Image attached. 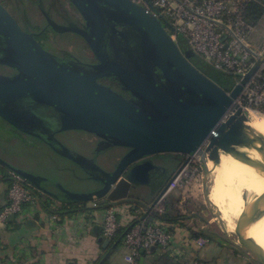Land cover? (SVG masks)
<instances>
[{
  "label": "water",
  "instance_id": "obj_1",
  "mask_svg": "<svg viewBox=\"0 0 264 264\" xmlns=\"http://www.w3.org/2000/svg\"><path fill=\"white\" fill-rule=\"evenodd\" d=\"M70 1L87 25L86 31L76 32L87 40L99 65L74 63L46 51L0 3V63L19 73L0 74V119L48 145L100 184L101 188L91 193H68L72 200L90 202L97 198L102 200V209L132 205L145 211L141 218L144 220L158 200L157 197L151 205L147 204L142 198L144 189L159 191L158 178L167 171L149 160L160 154L200 160L207 169L204 195L211 205L206 186L211 172L208 164H220L222 154L264 175V139L254 135L248 126L249 113L236 102L264 63V51L242 82L228 91L220 72L193 52L183 53L163 24L132 0ZM116 24L131 27L140 35L142 58L136 67L109 62L98 53V43ZM209 72L215 75L210 76ZM108 77L116 78L132 98L99 83ZM48 110L53 115H46ZM67 131L93 134L107 141V147L129 152L110 172L97 160L73 152L56 138ZM247 149L261 153L263 161L251 158ZM14 172L30 184H40L39 179L26 172ZM169 183L160 189L159 196ZM133 207L134 214H139ZM215 215L225 241L255 264H264V252L247 238L248 231L264 213L247 204L236 222L234 235L228 233L222 216ZM14 221L13 216L10 222ZM102 231L103 226L97 225L92 233L100 236ZM99 242L104 248L110 245L103 237ZM109 256L110 252L100 264Z\"/></svg>",
  "mask_w": 264,
  "mask_h": 264
},
{
  "label": "crops",
  "instance_id": "obj_2",
  "mask_svg": "<svg viewBox=\"0 0 264 264\" xmlns=\"http://www.w3.org/2000/svg\"><path fill=\"white\" fill-rule=\"evenodd\" d=\"M13 130L15 131L14 144L31 152L28 153L27 160L36 156L35 161L38 165L16 160L12 163L7 158L0 157V211L9 204L11 172L17 170L26 172L39 179L40 184H30L36 193L37 201L28 207V211L22 218L15 220L16 227H0V264H100L109 252L110 256L104 264H115L112 260V258L114 261L116 259L114 252L119 245L123 247V243L114 248L118 241L113 240L108 247L104 248L99 242L101 237L104 238L103 231L100 236L92 233L95 226H103L106 211L102 209L103 204L99 202L98 208H93L92 200L84 210L62 211V207L71 209L74 206L72 201L75 200H72L68 193L87 194L93 192L95 188L85 193H76L60 178L47 175L45 170L39 167L53 164L57 169L64 168V171H69L70 177L79 183L90 181L91 177L77 164L58 155L48 145L29 136H23L16 129ZM38 152L39 155L32 154ZM79 168L80 173L77 171ZM67 184L69 185L68 182ZM144 190L146 191L142 195L143 199L147 200L154 195L152 202L149 203L151 205L160 192L154 194V191L150 189ZM180 192L181 190H178L175 196H172H174V210L182 218L174 222L164 221L158 217L153 219V222L167 225L174 234L175 238L170 250L155 249L152 254L142 260L141 264H163L164 259L168 260L167 264H186L193 260H203L208 264H255L229 245L225 237L206 233L207 231H201L198 234L193 232L183 219L184 216L181 215H184L180 209L184 208L181 204L185 198H180ZM178 200H181L179 204ZM132 207V205L116 207L119 210L121 231L128 230L145 214V211L133 207L139 211V214L135 215ZM104 240L107 239L104 238ZM122 254H125V249ZM118 264L124 263L120 261Z\"/></svg>",
  "mask_w": 264,
  "mask_h": 264
},
{
  "label": "built area",
  "instance_id": "obj_3",
  "mask_svg": "<svg viewBox=\"0 0 264 264\" xmlns=\"http://www.w3.org/2000/svg\"><path fill=\"white\" fill-rule=\"evenodd\" d=\"M142 7L151 17L164 24L173 41L180 47V41L206 64L223 75L232 77L235 86L261 57L264 51V25L257 26L247 20L251 5L264 8V0H132ZM259 38H263L262 49L258 47ZM237 104L249 114L252 112L264 116V63L255 76L246 84L237 99ZM194 164V165H193ZM196 166V170L191 169ZM198 167V168H197ZM203 164L196 158L182 166L172 178L167 190L158 196V200L148 216L134 223L125 233L123 245L126 264H139L141 252L148 255L153 249L170 250L174 234L167 225L150 222L164 215L166 200L177 190H188L192 173H199ZM12 183L9 191V204L0 211V227L7 226L11 217L22 218L23 207L36 203L29 182L11 172ZM102 200L93 199V208H98ZM103 236L113 241L119 235L122 225L119 222V210L114 207L105 209ZM136 212H139L136 210ZM186 264H208L202 260H193Z\"/></svg>",
  "mask_w": 264,
  "mask_h": 264
},
{
  "label": "rangeland",
  "instance_id": "obj_4",
  "mask_svg": "<svg viewBox=\"0 0 264 264\" xmlns=\"http://www.w3.org/2000/svg\"><path fill=\"white\" fill-rule=\"evenodd\" d=\"M0 3L17 19L19 17L21 20H23V27L25 30H40L41 27H46V21L39 13V9L37 8L36 0H0ZM47 10L51 12V9L49 8L47 4ZM17 17H16V15ZM65 23V22H60ZM47 35L45 38H41V41L44 43L46 42L47 45L45 47L49 50H53L57 54H61L62 56L68 57L74 61H81V62H88V59L90 57L88 47L86 43L81 39V37H78L74 34H63L60 35L56 33L55 31H49L46 30ZM50 43V45H49ZM263 46V38H259L258 40V47L259 49H262ZM66 54V55H63ZM224 77V88L228 91H232L235 87V81L232 77H229L227 75H223ZM14 128L10 125H8L6 122H4L2 119H0V157L1 158H7L10 162L19 161L22 163H31L32 165H38L37 161H35V157L33 159H28V153H31L27 151L25 148L19 147L14 144V138H15V131ZM18 136V135H16ZM62 143L67 146L69 145L75 152L77 151L78 154L88 158L93 159V150L90 145L92 142H94V139L92 136L88 135L84 132H68L63 134L61 137ZM67 144V145H66ZM15 145V147H14ZM33 155H39L32 153ZM123 150L119 147L113 148L110 152H108V156L110 157L109 164L106 165V168L108 170H111L116 163L118 162L119 158L122 156ZM154 160L155 165H161L163 168L167 170L164 174L165 179L170 182L171 179L174 177V175L180 170V168L183 166L185 157L181 155H175V154H160L156 155L152 158ZM101 162V161H100ZM69 165H71L69 163ZM194 165V164H193ZM191 165L192 170H196V166ZM43 168L47 175H52L55 178L58 177L64 182L67 186H70L76 193H85L87 191L93 190L96 191V187L99 188V184L90 180L86 181L85 183H79L76 180L72 179L70 177L69 171H64V168L62 170L57 169L56 167L51 165H45ZM198 168V167H197ZM77 171L80 173V168L77 169ZM211 171V170H210ZM199 173H192L191 180L190 181V188L188 190H185L186 192H182L184 190H181L180 198H185L184 202L181 204V207H184L180 209L184 213L181 214L183 219L187 222V225L192 228L193 232L200 233L201 231H207L206 233L210 232L212 234H217L219 237H224L223 230L221 227V224L215 214L221 215V210L217 205L212 202L213 205L217 207L218 210H216L213 205L209 204L204 195V184L206 179V172L207 169L203 166V169L199 168ZM45 173V174H46ZM68 177L69 179L68 181ZM215 174L211 171L207 177L206 186L207 191L210 196V191L212 189V186L214 184L215 180ZM66 181V182H65ZM69 183V185L67 184ZM95 183V184H93ZM48 184V183H47ZM52 185V183L48 184ZM146 191V190H144ZM161 191V190H160ZM159 191V192H160ZM178 191V190H177ZM173 192L168 196L166 203L169 205L174 204L173 197L175 196V193ZM183 194V196H182ZM174 195V196H172ZM153 197H149V199L146 200V203L149 204L152 202L154 195H151ZM243 197L247 201L250 196L248 192H244ZM183 198V199H184ZM181 200H178V204ZM246 203V202H244ZM166 204V206H167ZM89 211V210H88ZM219 211V212H218ZM179 214V213H178ZM239 217L233 216L232 222L236 223ZM226 229L228 230V233L230 235H234V228L229 226L227 222L223 221ZM214 224V225H213ZM124 247V245H123ZM122 245H119L114 255L116 256V259L114 261V258H112L113 263L118 264V262L122 261V263L126 264L125 261V254H122L124 252V248ZM107 255V254H106ZM203 261V260H202ZM205 262V261H204Z\"/></svg>",
  "mask_w": 264,
  "mask_h": 264
},
{
  "label": "flooded vegetation",
  "instance_id": "obj_5",
  "mask_svg": "<svg viewBox=\"0 0 264 264\" xmlns=\"http://www.w3.org/2000/svg\"><path fill=\"white\" fill-rule=\"evenodd\" d=\"M37 3V8L39 9V13L41 16L44 18L46 21V27H41L40 30H31L27 29L25 30L23 27V20H21L19 17H17L18 23L21 25L22 29L32 35V37L48 52L64 59L67 61H71L74 63H83L85 65L89 66H96L99 65L100 62L97 59V57L94 55L92 49L90 48L87 40L80 35L78 32H76L77 29L80 30H87V25L85 19L82 17V15L78 12V10L75 8V6L72 4L70 0H36ZM47 4L49 8L51 9V12L47 10ZM65 22V23H60V22ZM163 24V23H162ZM25 25V24H24ZM164 26V24H163ZM165 28V26H164ZM55 31L56 33L63 35V34H74L77 35L78 37H81V39L86 43L90 57L88 59V62H81V61H74L68 57L62 56L61 54L55 53L53 50H49L45 47L46 42H42L41 38H45L47 35L48 31ZM71 29V30H70ZM75 29V30H74ZM166 30V28H165ZM167 31V30H166ZM168 32V31H167ZM170 35V34H169ZM141 40H140V35L138 32L128 26H121L116 24L115 27L112 29H108L105 35V39H102L98 43V53L99 55L103 58L108 60L109 62L116 63L120 66L124 67H136L139 65L140 59L142 58V48H141ZM0 42V46H1ZM50 45V43H49ZM183 53L185 51L180 47ZM186 49L188 51L189 48L186 45ZM191 52V51H190ZM66 55V54H63ZM202 60V59H201ZM203 61V60H202ZM0 74L6 75V76H17L19 73L2 63H0ZM160 74V73H159ZM99 83L102 85L111 88L112 90L118 92L119 94H122L125 98L131 99L132 96L130 93L124 89V87L119 83V81L114 78V77H108L99 80ZM45 114L48 116L53 115V112L48 110L45 111ZM18 131V130H16ZM19 132V131H18ZM68 132H83V131H67L64 133H61L56 136L57 139H59L62 142L61 137L63 134L68 133ZM23 136H28L24 133L19 132ZM87 133V132H84ZM88 135L92 136L94 139V142L91 143V147H94L93 150V159L97 160V162L103 167L106 168V165L111 162L109 160V156L107 155L108 152L113 150V148L117 147H107V141L93 135L90 133H87ZM31 137V136H29ZM33 139H36L34 137H31ZM38 140V139H36ZM40 141V140H38ZM67 145V144H66ZM67 147L75 152L69 145ZM120 148V147H119ZM123 150L122 156L119 158L118 161H121V159L129 152L128 149L121 148ZM77 153V151L75 152ZM153 158V157H152ZM150 158L149 160L154 163V160ZM101 161V162H100ZM190 163V159L188 160L187 157H185L184 165H187ZM155 164V163H154ZM159 167L163 168L160 164L158 165ZM165 169V167H164ZM114 171V169H111L110 172ZM163 173V172H162ZM161 173V174H162ZM159 183L161 182L160 187H158V190L163 187H165L169 182L165 179V176L162 177V175L159 176L158 178ZM99 184V183H98ZM99 187L101 188L100 184ZM149 189V188H145ZM157 191V192H159ZM104 259V258H103ZM102 259V260H103Z\"/></svg>",
  "mask_w": 264,
  "mask_h": 264
},
{
  "label": "bare ground",
  "instance_id": "obj_6",
  "mask_svg": "<svg viewBox=\"0 0 264 264\" xmlns=\"http://www.w3.org/2000/svg\"><path fill=\"white\" fill-rule=\"evenodd\" d=\"M248 126L255 136L264 139V116L252 112ZM245 152L253 159L263 161V155L253 149ZM215 174L210 199L221 210L223 221L234 228L232 217H240L246 211L247 204L264 213V175L253 167L243 164L234 157L222 154L220 164H208ZM244 192L250 198L246 201ZM246 202V203H244ZM214 225V224H213ZM247 238L253 239L264 252V217L248 231Z\"/></svg>",
  "mask_w": 264,
  "mask_h": 264
},
{
  "label": "trees",
  "instance_id": "obj_7",
  "mask_svg": "<svg viewBox=\"0 0 264 264\" xmlns=\"http://www.w3.org/2000/svg\"><path fill=\"white\" fill-rule=\"evenodd\" d=\"M263 5H264V1H263ZM247 20L253 25H257L260 27L263 26L264 25V8L260 5H254V4L251 5L250 9H249V15L247 16ZM179 44H180V47L185 51V53L190 52L186 49V45H185V42L183 40H181ZM208 74L210 76H212V75H215V72H209ZM222 76H223V74H222ZM10 177H11V175H10ZM11 183H12V177H11ZM28 184L30 185V183H28ZM30 189H31L34 197L37 200L36 193L32 190L31 185H30ZM153 193L156 194L157 192L154 191ZM72 203L74 206L71 209H68L67 207H62V211H68V212L71 211L72 212L73 210H77V211H80L82 209L84 210L87 208L89 201H72ZM30 205H33V203H28V204L24 205L23 213H26L28 211V207ZM175 213H176V211L174 210V204H172V205L167 204L164 215H162L158 218L161 220L170 221V222L179 221L182 217L179 214H177V213L175 214ZM7 226L14 228V226L16 227V222L15 221L14 222L9 221ZM126 231H123V230L120 231L119 235L115 239L116 242L118 241L119 244L123 243V239H124V235H125ZM146 256H148L147 253L141 252V258L138 261V263L141 264L142 260L145 259ZM167 261H168L167 259H164L162 261V263L165 264Z\"/></svg>",
  "mask_w": 264,
  "mask_h": 264
}]
</instances>
